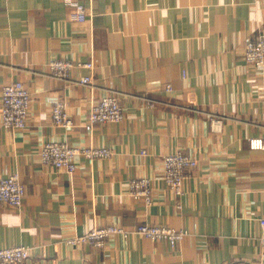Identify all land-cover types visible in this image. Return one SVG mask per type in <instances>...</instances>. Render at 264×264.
<instances>
[{
	"label": "crops",
	"instance_id": "1",
	"mask_svg": "<svg viewBox=\"0 0 264 264\" xmlns=\"http://www.w3.org/2000/svg\"><path fill=\"white\" fill-rule=\"evenodd\" d=\"M85 7L79 23L63 0H0V105L10 82L30 94L24 129H4L0 118V179L17 174L25 188L20 207L0 206V249L37 247L23 264H264V150L248 146L251 137L264 139V66L244 59L245 42L264 35V0ZM55 60L93 69L58 79L49 67ZM89 75L90 86L73 82ZM108 91L124 119L86 131L90 103ZM56 102L72 127L53 123ZM47 142L104 147L111 156L91 165L78 157L68 173L41 163ZM176 151L197 163L180 209L161 179L163 157ZM144 177L152 181L150 205L128 195L129 181ZM143 224L190 235L175 247L136 234L113 235L102 249L66 243L92 227L132 232Z\"/></svg>",
	"mask_w": 264,
	"mask_h": 264
},
{
	"label": "built area",
	"instance_id": "2",
	"mask_svg": "<svg viewBox=\"0 0 264 264\" xmlns=\"http://www.w3.org/2000/svg\"><path fill=\"white\" fill-rule=\"evenodd\" d=\"M90 0H63L64 5L69 8L68 17L70 20L83 23L86 20L85 4ZM244 59L248 65L254 67L264 66V35L256 39H249L244 44ZM51 76L58 79H68L72 69L76 67L87 68L90 71L93 65L90 62L77 63L73 65L68 61L55 60L49 64ZM75 83L90 86L91 76L81 77ZM166 89H170L168 85ZM146 100V99H145ZM260 100L264 106V91L260 94ZM147 101V100H146ZM152 104L151 100H148ZM30 94L21 82L13 81L2 87L0 118L1 126L7 130H22L26 127L29 113ZM53 123L64 129L72 127V121L66 113V106L62 102H56L51 112ZM124 119V112L118 103L117 93L108 91L105 95L92 101L89 105L84 128L91 132L95 127L109 123H119ZM221 119L211 120L213 131H219ZM251 150H264V139L261 137H251L248 140ZM111 151L104 147L77 148L66 142H47L40 151L41 163L61 169L68 173L74 172L76 159L80 157L85 163L93 164L97 160L108 159ZM163 170L161 179L172 191L176 199V208H181V198L185 194L186 181L192 170L196 167V160L181 151L170 153L162 159ZM25 195V188L20 177L12 174L0 179V206L18 208L21 206ZM128 195L136 200H141L145 205H150L152 197V181L144 177L129 181ZM260 225L264 228V219L260 220ZM129 234H136L147 240L165 241L171 247L180 244L186 236L187 230H176L171 227L143 224L134 231H127L116 225H106L92 227L83 235L74 236L66 241L70 246L88 244L94 248L102 249L107 239L113 235L127 237ZM261 247L264 249V233L260 237ZM38 251L37 247L11 246L0 249V264H23Z\"/></svg>",
	"mask_w": 264,
	"mask_h": 264
}]
</instances>
